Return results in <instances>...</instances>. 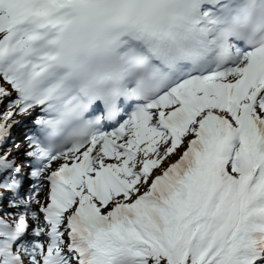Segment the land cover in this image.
<instances>
[{
  "label": "snow or ice",
  "instance_id": "obj_1",
  "mask_svg": "<svg viewBox=\"0 0 264 264\" xmlns=\"http://www.w3.org/2000/svg\"><path fill=\"white\" fill-rule=\"evenodd\" d=\"M0 264H264V0H0Z\"/></svg>",
  "mask_w": 264,
  "mask_h": 264
}]
</instances>
